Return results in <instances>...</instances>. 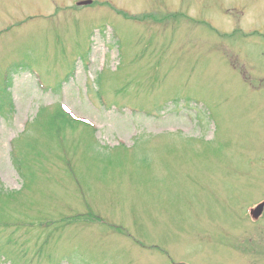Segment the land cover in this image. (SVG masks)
Returning <instances> with one entry per match:
<instances>
[{"label": "rangeland", "instance_id": "1", "mask_svg": "<svg viewBox=\"0 0 264 264\" xmlns=\"http://www.w3.org/2000/svg\"><path fill=\"white\" fill-rule=\"evenodd\" d=\"M84 1L0 0V264H264V0Z\"/></svg>", "mask_w": 264, "mask_h": 264}, {"label": "trees", "instance_id": "2", "mask_svg": "<svg viewBox=\"0 0 264 264\" xmlns=\"http://www.w3.org/2000/svg\"><path fill=\"white\" fill-rule=\"evenodd\" d=\"M57 113H58L60 116L62 115L63 118L66 117V120H67L68 122H73V121H74V120L70 119V118H69L64 112H62L60 109L57 110ZM50 119H51L52 121L55 120V118L52 117V116H50ZM16 168L18 169L20 175H22V176L25 175V172L22 171L20 167H17V165H16ZM5 224H6V225H9V223H5Z\"/></svg>", "mask_w": 264, "mask_h": 264}, {"label": "water", "instance_id": "3", "mask_svg": "<svg viewBox=\"0 0 264 264\" xmlns=\"http://www.w3.org/2000/svg\"><path fill=\"white\" fill-rule=\"evenodd\" d=\"M264 202L259 204L255 209H252L251 213L254 218H258L263 210Z\"/></svg>", "mask_w": 264, "mask_h": 264}]
</instances>
